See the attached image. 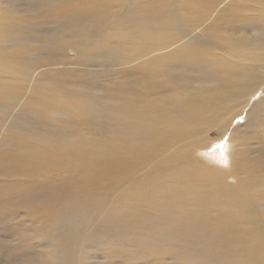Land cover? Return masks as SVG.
I'll list each match as a JSON object with an SVG mask.
<instances>
[{
  "label": "bare ground",
  "instance_id": "1",
  "mask_svg": "<svg viewBox=\"0 0 264 264\" xmlns=\"http://www.w3.org/2000/svg\"><path fill=\"white\" fill-rule=\"evenodd\" d=\"M33 1L54 48L88 57L86 45L110 46L126 74L78 88L53 77L23 107L51 124L28 120L11 124L21 135L8 142L0 135L1 147H13L0 151V170L25 174L30 186L23 199L35 225L17 240L36 236L40 264H83L88 247L109 260L170 252L191 264H264V158L249 152L264 146V0ZM12 27L0 23L1 42ZM9 49L0 44V58ZM19 49L17 63L30 67ZM7 85L0 99L18 93ZM51 89L84 127L55 119L58 104L46 112ZM239 116L245 123L214 145L211 132L228 133ZM29 135L35 156L14 152ZM55 170L66 176L56 180ZM11 203L1 197L0 216Z\"/></svg>",
  "mask_w": 264,
  "mask_h": 264
},
{
  "label": "rangeland",
  "instance_id": "2",
  "mask_svg": "<svg viewBox=\"0 0 264 264\" xmlns=\"http://www.w3.org/2000/svg\"><path fill=\"white\" fill-rule=\"evenodd\" d=\"M37 6L38 5L33 0H0V23L2 25L13 24L14 26L7 33L8 39L5 38L3 42L0 41L2 47H10V56L6 61L1 57L0 66L3 62H6L7 64L13 63L8 71L0 70V82L5 83L6 85L11 84L18 88L16 89L18 93L13 90L7 93L6 97L0 99V135L1 138L6 136L5 142H8L12 137L21 135L20 132L16 134L15 129L11 127V124L22 126L26 122L24 125L25 129L28 126V120L30 122L37 123L38 127L45 126V123H49L47 122L48 119L45 116L39 117L32 110H24L23 107L28 106L29 101L36 99V96H44L53 77L59 78L63 85H68L71 88H78L83 84L86 85L87 81L92 78L104 82L105 80H110L111 75L117 76V74H120L124 76L126 74L124 73L125 71H120L123 69L124 65L116 67L112 64L113 59L109 55L112 53L110 46L101 47L97 44H94L93 46L86 45L85 49L91 52V56L88 57H86V54L83 55L72 46H70V49L66 52H63L65 48H62V46L58 44L57 47L54 48L57 41L52 38L51 27L53 26L48 28L37 24L36 13L38 12L35 10ZM27 20L30 21L27 22ZM22 23H26L25 26L27 27H22ZM197 30L198 29H195L188 33L194 35L197 34ZM60 38L58 39L63 40L62 37ZM48 39H51L52 43ZM203 43L204 41L200 40L198 46ZM19 48L28 50L25 51L26 54L24 57L26 56L27 58H31L33 60L30 67L27 63L25 65L22 64L19 55L18 58L21 62V66L17 63V60L13 55V50ZM4 55L0 53V56ZM82 60H84L83 63ZM17 70H21L23 73H16ZM45 70L48 72L44 75H40V73ZM24 74L27 75L25 80L22 78ZM122 76L120 79H122ZM32 82L36 85L28 88V86H31ZM7 87L9 88L10 86L7 85ZM13 93L18 94L20 99L13 98ZM3 95L4 93H2L0 97ZM48 96L51 100V104H49L46 108L47 113L52 114L51 106L56 104L59 106V112L65 109V103L61 94L57 95L56 91L51 89ZM55 119L68 120V127L73 124H77L80 127H84L85 125V121L79 117L78 110H74L69 115L62 113ZM244 123V116H239L231 123V127L228 128V133L224 135H221L222 133L216 135V133L212 131L211 135L213 139H216L213 141L214 145L225 143V140H228V135L232 132V128L237 125L242 126ZM86 132V130H83L82 134H86ZM122 135L124 136L123 129ZM34 140L35 137L33 135H29L26 143H21L18 149L15 148L14 152H18L22 155L30 154L31 156H35L30 153L31 147L34 145ZM248 145L251 146L255 144L252 143L251 145ZM248 145L245 148L249 147ZM260 147L264 146H259L249 150V152L256 157L264 158V151L258 149ZM12 148L13 147L7 144H5L4 147H1L0 144V151L5 149V152H9ZM6 158L7 155L0 153L1 160ZM65 176L66 174L58 170H55L52 173V177L56 180H60ZM25 178V174H20L16 170H10L8 173H4L0 170V199L4 196L7 200H12L11 205L3 208L5 215L0 216V264H40L39 258L42 257V252L44 251V248H42L41 244L37 242V238L34 235L29 236L31 238L23 242L20 239L19 241L17 240L20 235H26L28 229H33L35 225L28 212V205L26 206L24 204L23 195L30 189V186L24 182ZM36 178L39 182L45 180V177L40 174H37ZM20 193H22V196ZM231 255L236 258L234 254ZM83 264L191 263L185 261L182 256L177 257V260H175L174 256L170 252H166L158 256L140 258L138 260H128L124 257H117L109 260L105 257L102 250L88 247L86 260Z\"/></svg>",
  "mask_w": 264,
  "mask_h": 264
},
{
  "label": "snow or ice",
  "instance_id": "3",
  "mask_svg": "<svg viewBox=\"0 0 264 264\" xmlns=\"http://www.w3.org/2000/svg\"><path fill=\"white\" fill-rule=\"evenodd\" d=\"M217 147H219V145H217Z\"/></svg>",
  "mask_w": 264,
  "mask_h": 264
}]
</instances>
